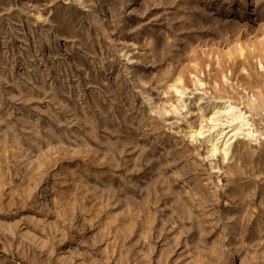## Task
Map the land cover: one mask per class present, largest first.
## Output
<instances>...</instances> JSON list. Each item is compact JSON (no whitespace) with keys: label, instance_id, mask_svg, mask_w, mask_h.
<instances>
[{"label":"rangeland","instance_id":"374dc122","mask_svg":"<svg viewBox=\"0 0 264 264\" xmlns=\"http://www.w3.org/2000/svg\"><path fill=\"white\" fill-rule=\"evenodd\" d=\"M0 264H264V0H0Z\"/></svg>","mask_w":264,"mask_h":264},{"label":"bare ground","instance_id":"6f19581e","mask_svg":"<svg viewBox=\"0 0 264 264\" xmlns=\"http://www.w3.org/2000/svg\"><path fill=\"white\" fill-rule=\"evenodd\" d=\"M237 107H234L232 106L231 104H228L227 106L224 107V111L223 113L225 115H227V119H226V126L224 124V127L223 128H219V130L215 129V128H218L217 125L221 124V123H216V119H214L212 116L210 118V122H212V126L210 127L211 128V133L212 131H216V138H213L212 141L210 140V137L207 138V141L211 142V149H210V152L211 154H214L218 151V149H220L223 153V157L227 155V151L228 149L230 148V141L232 140L233 137H236L237 135L240 134L241 131L243 130H248L246 132V135L248 137L252 136L253 135V132H251V130L249 129V122L247 121L244 113H242L240 110H237L235 111ZM223 110V109H222ZM228 127H232L231 129H229L227 132H224V137H226L227 133L229 132H232L231 135L226 139V140H223L221 141V144L220 146L218 147V143H219V139L222 138V132L223 130H227L226 128ZM208 128V129H210ZM224 130V131H225ZM198 132V133H197ZM196 134L198 135H201L202 132L201 131H197ZM211 135V134H210Z\"/></svg>","mask_w":264,"mask_h":264}]
</instances>
